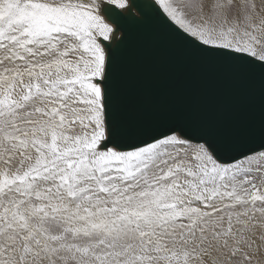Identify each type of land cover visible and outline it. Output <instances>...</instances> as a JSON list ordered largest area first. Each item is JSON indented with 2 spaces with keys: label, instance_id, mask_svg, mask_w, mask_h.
<instances>
[{
  "label": "snow or ice",
  "instance_id": "6c2138e0",
  "mask_svg": "<svg viewBox=\"0 0 264 264\" xmlns=\"http://www.w3.org/2000/svg\"><path fill=\"white\" fill-rule=\"evenodd\" d=\"M146 19L264 85V0H0V264H264V143L225 161L113 119Z\"/></svg>",
  "mask_w": 264,
  "mask_h": 264
},
{
  "label": "water",
  "instance_id": "95a60500",
  "mask_svg": "<svg viewBox=\"0 0 264 264\" xmlns=\"http://www.w3.org/2000/svg\"><path fill=\"white\" fill-rule=\"evenodd\" d=\"M108 86L113 119L125 135L198 128L225 161L264 143L260 73L205 56L150 19L127 25Z\"/></svg>",
  "mask_w": 264,
  "mask_h": 264
},
{
  "label": "bare ground",
  "instance_id": "6f19581e",
  "mask_svg": "<svg viewBox=\"0 0 264 264\" xmlns=\"http://www.w3.org/2000/svg\"><path fill=\"white\" fill-rule=\"evenodd\" d=\"M193 130V129H192Z\"/></svg>",
  "mask_w": 264,
  "mask_h": 264
}]
</instances>
